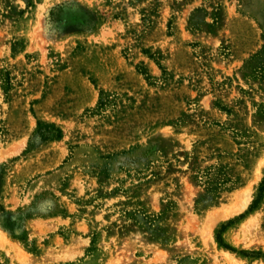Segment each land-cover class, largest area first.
Here are the masks:
<instances>
[{
    "label": "rangeland",
    "instance_id": "1",
    "mask_svg": "<svg viewBox=\"0 0 264 264\" xmlns=\"http://www.w3.org/2000/svg\"><path fill=\"white\" fill-rule=\"evenodd\" d=\"M0 264H264V0H0Z\"/></svg>",
    "mask_w": 264,
    "mask_h": 264
},
{
    "label": "bare ground",
    "instance_id": "2",
    "mask_svg": "<svg viewBox=\"0 0 264 264\" xmlns=\"http://www.w3.org/2000/svg\"><path fill=\"white\" fill-rule=\"evenodd\" d=\"M259 173L260 172H259V169H258L257 170V174H259ZM249 192H250L249 190L245 191L243 193V195L240 197V199L237 200L238 203L236 205L228 207V208H225L223 212L221 211V214H218V218L219 217H227V216L231 215L232 213H235V212L243 209L246 206V204L248 203V198L247 197H248ZM211 221L209 220L210 224H211ZM213 223H212V225H213Z\"/></svg>",
    "mask_w": 264,
    "mask_h": 264
},
{
    "label": "crops",
    "instance_id": "3",
    "mask_svg": "<svg viewBox=\"0 0 264 264\" xmlns=\"http://www.w3.org/2000/svg\"><path fill=\"white\" fill-rule=\"evenodd\" d=\"M51 221L52 220H47V221L45 219L42 220V222H45V223H50ZM61 221H65V220L64 219H61Z\"/></svg>",
    "mask_w": 264,
    "mask_h": 264
}]
</instances>
